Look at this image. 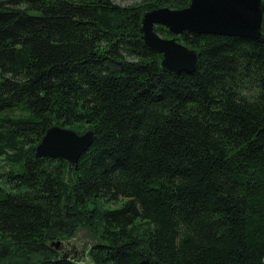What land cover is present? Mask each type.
Segmentation results:
<instances>
[{
    "label": "trees",
    "instance_id": "16d2710c",
    "mask_svg": "<svg viewBox=\"0 0 264 264\" xmlns=\"http://www.w3.org/2000/svg\"><path fill=\"white\" fill-rule=\"evenodd\" d=\"M190 2L0 0V264H82L81 228L93 264H264V26L185 32L170 74L141 21ZM54 126L94 131L72 174L36 159Z\"/></svg>",
    "mask_w": 264,
    "mask_h": 264
},
{
    "label": "water",
    "instance_id": "95a60500",
    "mask_svg": "<svg viewBox=\"0 0 264 264\" xmlns=\"http://www.w3.org/2000/svg\"><path fill=\"white\" fill-rule=\"evenodd\" d=\"M162 26L171 35L163 38L156 32ZM264 0H191L183 10L161 8L144 14L140 39L161 56L162 69L170 74L193 73L199 66V53L179 38L185 33L242 39L263 36ZM94 131L78 134L54 126L47 130L36 148V159L62 160L72 174L80 158L94 142ZM59 247L60 243L53 244Z\"/></svg>",
    "mask_w": 264,
    "mask_h": 264
},
{
    "label": "rangeland",
    "instance_id": "374dc122",
    "mask_svg": "<svg viewBox=\"0 0 264 264\" xmlns=\"http://www.w3.org/2000/svg\"><path fill=\"white\" fill-rule=\"evenodd\" d=\"M145 0H113L115 4L122 7L136 6L143 3ZM4 187V185H3ZM121 206V203L105 205V208L115 209ZM101 243L98 234L91 229L81 228L78 230L73 239L68 242V255L75 261L82 264H93L90 259V249Z\"/></svg>",
    "mask_w": 264,
    "mask_h": 264
}]
</instances>
